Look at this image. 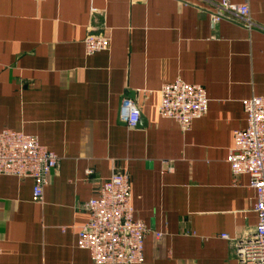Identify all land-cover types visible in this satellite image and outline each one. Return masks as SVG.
I'll return each mask as SVG.
<instances>
[{
    "label": "crops",
    "instance_id": "1",
    "mask_svg": "<svg viewBox=\"0 0 264 264\" xmlns=\"http://www.w3.org/2000/svg\"><path fill=\"white\" fill-rule=\"evenodd\" d=\"M221 1L0 0V130L60 157L41 203L32 179L0 175V264H94L78 244L82 204L114 171L129 173L134 216L151 230L139 264H242L220 235L258 223L250 178L234 183L228 158L244 100L264 95V0H228L248 4L252 27L214 23ZM89 33L110 48L87 54ZM177 79L209 98L188 131L158 112ZM124 97L141 108L135 128L120 117Z\"/></svg>",
    "mask_w": 264,
    "mask_h": 264
},
{
    "label": "built area",
    "instance_id": "2",
    "mask_svg": "<svg viewBox=\"0 0 264 264\" xmlns=\"http://www.w3.org/2000/svg\"><path fill=\"white\" fill-rule=\"evenodd\" d=\"M210 14L214 23L237 18L249 27L254 25L247 3L223 0L214 4ZM84 44L87 54L91 55L108 50L110 39L89 33ZM160 96L159 114L176 121L184 131L190 130L193 121L208 112L209 98L199 84L180 79L166 82L160 88ZM243 103L247 125L234 131L235 144L228 161L234 183L243 175L250 178V186L256 192L254 211L258 223L253 232L242 238H231L226 233L220 236L233 242L240 263L264 264V95L252 96ZM120 117L128 127L135 128L140 121L141 108L134 99L124 97ZM59 160L60 157L40 144L37 138L22 131L0 130V175L32 179L34 202L43 201L44 188ZM82 208L88 212L89 219L79 230L78 244L89 252L94 264H139L143 261L145 238L151 230L134 216L128 172L114 171L109 177L101 178L97 195L82 204ZM155 235L162 236L158 232ZM1 252L0 240V256Z\"/></svg>",
    "mask_w": 264,
    "mask_h": 264
}]
</instances>
